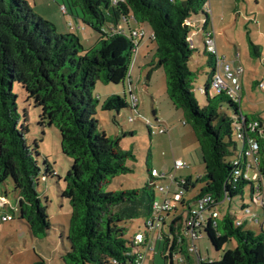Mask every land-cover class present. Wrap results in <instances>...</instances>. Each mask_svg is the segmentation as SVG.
I'll return each mask as SVG.
<instances>
[{
  "label": "trees",
  "instance_id": "trees-1",
  "mask_svg": "<svg viewBox=\"0 0 264 264\" xmlns=\"http://www.w3.org/2000/svg\"><path fill=\"white\" fill-rule=\"evenodd\" d=\"M68 3L71 12L98 34L94 46L85 48L75 34H58L53 23L34 14L27 0H0V191L1 185L11 179L18 195L19 219L26 222L34 238L48 235L51 223L37 191L42 170L37 160L38 143H27L29 129L26 118L21 122L14 93L18 84L27 93V101L41 109L39 124L58 129L62 153L73 161L63 178L62 190V197L71 205L67 233L70 248L60 258L65 264H133L127 223L150 218L156 194L152 182L141 190L105 189L116 177L130 172L126 162L133 153L121 148L120 137L107 136L100 130L98 101L93 98L98 81L116 85L128 76L134 44L117 31L123 19L130 17L151 30L155 58L165 71L168 98L173 108L182 113L183 123L193 131L202 154L205 174L197 180L202 184L198 196L211 195L219 202L228 196L231 200L243 194L247 184H251L253 192L250 182L227 184L233 171L231 160L240 144L233 138L236 121H245L246 139L253 138L258 143V170L264 181V135L259 132L264 120L244 115L240 99L233 100L223 92L210 96L215 67V57L210 53H206L212 68L205 87L207 102L203 107L197 102L193 92L196 73L192 70L196 49L188 39L195 30L208 32L212 23L206 8L208 0ZM200 13L205 18L194 19ZM226 106L234 108L236 118L225 111ZM123 109L134 113L130 101L118 95L108 97L102 104L103 111ZM253 123H258L255 131L247 128ZM45 166L44 178L57 177L47 161ZM194 186L191 178L186 179V192ZM173 225L163 236L166 245L168 238L174 236L171 264L176 249ZM206 232L217 251L231 240L237 246L221 260H200L197 264H264V226L259 233L246 229L244 224L237 226L228 213L215 228L207 226ZM188 261L195 264L191 258ZM34 264L46 261L39 257Z\"/></svg>",
  "mask_w": 264,
  "mask_h": 264
},
{
  "label": "rangeland",
  "instance_id": "rangeland-1",
  "mask_svg": "<svg viewBox=\"0 0 264 264\" xmlns=\"http://www.w3.org/2000/svg\"><path fill=\"white\" fill-rule=\"evenodd\" d=\"M27 1L34 14L56 26L58 34L77 35L85 48H90L97 43L98 34L86 26L73 10L71 12L68 0ZM207 5L211 10L219 56L232 62L237 69H243L240 73V89L238 90L241 112L251 118L259 116L264 120V89L259 86L260 83H264V0H208ZM64 7H67V12L64 11ZM203 18L205 16L202 13L194 16V19ZM212 23L210 21L209 29L212 28ZM133 27L137 28L135 24ZM123 28L128 38L130 34L128 26L123 24ZM139 29L144 30L146 36L149 34L148 25ZM145 38L138 39V51L133 54L125 81L116 85H106L98 81L93 90V98L98 101L97 119L100 130L107 136L120 137L121 148L133 153V158L126 162L130 172L116 177L105 189L107 191L141 190L152 182L150 171L155 168L169 176L166 181L153 184L158 201L163 199V194L159 191L160 185L168 187L171 179L182 181L190 177L195 185L185 195V199L190 202L198 195L202 187L201 183H197V180L205 174L202 154L193 131L183 123L182 113L173 108L168 98L166 75L155 58V45L150 39L147 40L148 36ZM193 43L196 48L193 58L197 62V64L192 63V70L196 73L193 92L199 106L203 107L207 102V96L200 90L205 89L212 72L209 65L211 59L206 54L207 47L202 38L195 36ZM254 46L257 48L256 51ZM14 93L17 95L21 122L23 123L26 118L29 129L26 135L27 143L29 146H34L35 141L38 143L37 160L42 170L37 191L42 204L47 207L51 229L43 239L31 236L26 222L19 219L18 195L12 180L8 179L1 185L0 191L2 196L8 198V206L0 207V264H34L39 257L43 258L46 264H65L60 254L70 248L66 237L71 205L68 199L62 197V190L64 189L63 178L70 170L73 161L62 153L58 129L39 124L41 109L32 101H27V93L22 86L16 84ZM130 94L136 99L138 113L132 114L130 109H123L120 112L102 110V104L108 97L118 95L125 97L129 102ZM216 95L213 90L210 91L211 97ZM225 111L236 118L237 115L232 106H226ZM133 115L134 121L130 122L129 118ZM161 118L167 121L166 125L162 124L167 128L166 133H159L157 130L159 122L162 121ZM149 128L153 129V133H150ZM233 138L239 142L235 132ZM241 148V144L238 143V150L240 151ZM45 161L57 173V177L44 178ZM178 161L185 164V167L176 170L175 165ZM254 172L251 170L250 174L253 175ZM257 184L255 181L254 185ZM176 191L178 186L174 183L171 186V193ZM252 199V186L247 184L243 194L236 195L219 207L220 214L230 213L236 222L248 221L244 227L259 233L264 226V209L260 204H254ZM243 205L250 209L249 215L243 212ZM181 212L182 207L178 210V213ZM6 214H14V219L3 221L2 218ZM168 218L171 222L170 219L173 216ZM127 230L129 239L138 232L152 234L146 228L145 219L128 222ZM201 233L203 236L196 240V246L203 261L221 260L228 250H233L237 246L236 241L231 240L217 251L209 240L206 230L203 229ZM157 240L156 235L150 243L152 248L156 247ZM163 252L162 243L158 244L157 250H148V248L141 250L142 254L148 255L147 264L148 262L171 264L170 259L164 258ZM197 262L196 259L195 264ZM174 264L180 263L175 260ZM185 264L190 262L187 260Z\"/></svg>",
  "mask_w": 264,
  "mask_h": 264
},
{
  "label": "built area",
  "instance_id": "built-area-1",
  "mask_svg": "<svg viewBox=\"0 0 264 264\" xmlns=\"http://www.w3.org/2000/svg\"><path fill=\"white\" fill-rule=\"evenodd\" d=\"M206 8L208 13H211L208 5ZM64 11L66 12L65 7ZM123 20V24H126L127 26L130 24V22H133L130 17H126ZM123 24L118 27L117 31L123 33L126 36ZM188 24L190 25L189 21ZM128 29L130 31L128 38L131 39L134 44L133 54H136L138 51V39L144 38L145 32L141 29H131L130 27H128ZM201 32L203 31L195 30L190 35L188 40L190 41L192 47L195 48L193 43L194 37L198 36ZM204 43L206 44L207 52L215 57V67L210 91L213 90L217 95L223 92L229 95L233 100H239V78L243 69H237L232 62L228 61L225 57L219 56L216 47V35L213 30L205 34ZM259 86L264 89V83H260ZM200 91L201 93L205 94L204 88ZM130 96L131 107L134 109V112H137L138 104L136 99L134 96H132V94H130ZM129 121L133 122L134 116H131ZM257 127L258 123L247 125V128L253 131H255ZM245 128V121H242L241 123L236 121V138L240 141L242 148L240 151L237 148V151L231 160L233 171L231 177L227 181V184L237 185L243 181L252 183L254 187L252 202L254 204H260L261 206H264V181L258 170L259 146L253 138L246 139V133H248V131ZM150 130L151 133H153V129L150 128ZM157 130L159 133L167 132L166 128L161 124L158 125ZM259 132L264 135V128H260ZM183 167H185V164L181 162H178L175 165L176 170L182 169ZM251 170L255 171L253 175L250 174ZM150 177L154 185H156V183L166 181L169 178V176L160 173L157 169L151 170ZM255 181L258 183L256 186L254 185ZM174 183L177 184L178 191L171 193V186ZM185 183L186 179L182 181L171 179L170 185L168 187L161 185L159 186V191L163 194V199L162 201H158L157 199L155 200L152 207V215L150 218L145 220L146 228L151 231L152 234L149 235L138 232L133 236V238L130 239L132 251L129 256L134 258L133 264H145L146 254H142L141 250L144 248H148V250H154L155 248H152L150 245L154 237L157 235L158 239L163 240V236L166 235L170 229H172L173 224L176 236V249L173 253L172 261L174 262L176 260L178 263L184 264L188 258L198 255L196 240L203 236L201 231L203 229L206 230L207 226H211L213 228L217 226V221L221 219L219 207L225 201L230 200L229 197L226 196L224 201L219 202L211 195H197L193 201L189 202L185 199V195L187 193L184 188ZM171 194L172 197H170ZM6 206H8V202L6 199L0 196V207L6 208ZM180 207H182V212L178 213ZM242 210L247 215L251 213L248 207ZM171 216H173V218L171 222H168V217ZM2 220L12 221L13 218L11 214H6ZM235 224L237 226H241L245 223L244 221H235ZM168 240L169 243L165 246L167 248L165 252H167V255L170 256V251L174 242V236H170V239L168 238ZM197 260L199 262L201 259L197 258Z\"/></svg>",
  "mask_w": 264,
  "mask_h": 264
},
{
  "label": "crops",
  "instance_id": "crops-1",
  "mask_svg": "<svg viewBox=\"0 0 264 264\" xmlns=\"http://www.w3.org/2000/svg\"><path fill=\"white\" fill-rule=\"evenodd\" d=\"M212 22H213V21H212ZM131 23H132V24H131ZM130 24H131V25H130ZM130 24L128 25V27H130L131 29H139V28H141L142 26H144V25H142V24H138V23H136V22H134V21H133V22H130ZM133 24H135V25L137 26V28H136V27H133ZM212 30L215 32V27H214L213 23H212V28H211V29H208V32H210V31H212ZM143 31H144V30H143ZM215 33H216V32H215ZM205 34H206V33L203 31V32H201V33L198 35L199 38H202L203 42H204ZM215 35H216V34H215ZM147 36H148V39H147V40H149L150 37H151V30H150V28H149V34H148ZM147 36H146V34H145L144 38L147 37ZM145 39H146V38H145ZM142 40H144V39H142ZM150 41H151V40H150ZM148 42H149V41H148ZM216 47H217V41H216ZM195 49H196V48H195ZM217 50H218V47H217ZM218 53H219V50H218ZM219 55H220V54H219ZM193 63H194V64H195V63L197 64V62H196L195 59L193 60ZM129 82H130V80H129ZM262 83H263V82H262ZM161 119H162V121L159 122V124L162 125V124L167 123V121H166L164 118H161ZM165 125H166V124H165ZM166 129H167V128H166ZM178 162H180V161H178ZM189 178H190V177H189ZM0 196L3 197L4 199H6V201H8V200H7L8 198H7L6 196H2V195H1V192H0ZM223 216H224V215L221 214V218H222ZM168 219H169V218H168ZM170 220H172V218H171ZM168 222H169V221H168ZM247 222H248V221H245L244 223H247ZM262 227H263V226H262ZM66 238H67V237H66ZM67 241H68V240H67ZM160 243H162L163 250H165V248H166V247H165V246H166V243H165V241L160 240V239L157 240V245H156V247H154V248H155L154 250H157L158 244L160 245ZM166 249H167V248H166ZM197 249H198V248H197ZM67 250H68V249H67ZM61 254H62V253H61ZM61 254H60V255H61ZM167 254H168L167 252H165V251L163 252V256H164L165 259H169V256H168ZM147 256H148V255H146L145 263L147 262ZM195 256H196V255H195ZM195 256H194V257H190L193 263L196 262V259H197V258L201 259V258H200L201 256H200L199 251H198V255H197L196 257H195ZM201 260H202V259H201ZM146 264H147V263H146ZM148 264H151V263L148 262ZM152 264H153V263H152Z\"/></svg>",
  "mask_w": 264,
  "mask_h": 264
}]
</instances>
